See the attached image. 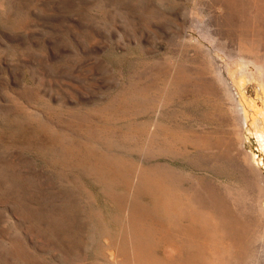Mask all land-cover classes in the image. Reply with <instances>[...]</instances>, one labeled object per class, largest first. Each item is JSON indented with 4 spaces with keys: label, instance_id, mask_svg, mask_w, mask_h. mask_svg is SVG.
<instances>
[{
    "label": "rangeland",
    "instance_id": "obj_1",
    "mask_svg": "<svg viewBox=\"0 0 264 264\" xmlns=\"http://www.w3.org/2000/svg\"><path fill=\"white\" fill-rule=\"evenodd\" d=\"M222 4L0 0V264L124 259L130 210L152 215L154 200L135 192L121 159L132 168L169 165L179 179L168 185L183 192L212 185L218 199L211 206L217 211L224 197L234 216L253 224L254 236L248 256L234 251L227 260L216 255V263L264 264V67L238 51L243 37L264 39V14ZM211 59L226 82L221 102L189 92L160 105L152 88L165 75L211 69ZM230 96L240 113L225 109ZM167 126L240 134L258 170L253 186L208 154L159 150L151 140ZM174 249L162 242L153 252L164 259L177 256Z\"/></svg>",
    "mask_w": 264,
    "mask_h": 264
},
{
    "label": "bare ground",
    "instance_id": "obj_2",
    "mask_svg": "<svg viewBox=\"0 0 264 264\" xmlns=\"http://www.w3.org/2000/svg\"><path fill=\"white\" fill-rule=\"evenodd\" d=\"M221 1L223 3L222 5H224L228 9L238 10L239 5H240V9H245V8L247 9V7L249 8L253 6L258 11L257 14L258 13L264 14V2H260L258 0H221ZM243 20H245V18ZM246 35L248 36V34ZM238 45H239L238 51H240V53L250 56L253 59V62L258 67H264V39L257 40L255 36L251 38L243 37L240 39V43ZM207 54L209 55V58H211L208 51ZM211 65H212L211 69H209L207 66H203L198 72H191L181 69L177 71L174 70L169 75H165V78L164 77L162 78L163 86L159 84L158 86H154L152 88L153 89L152 91L155 92V98L157 97V99L160 102V105H163L167 100H169V98L181 96L184 93L190 92L194 95H202L203 93H210L215 98H217L216 100H219L221 102L222 100L220 97L221 94L220 84H226L225 78L222 74V71H220V69L214 65L212 59H211ZM162 76H164V74ZM148 91L150 90L147 89L140 92V97L143 99V101L148 100L150 94ZM230 99L232 101V106L231 107L227 106L225 109H228L230 112L240 113L241 109L236 104L234 97L230 96ZM223 113L222 115L226 118L228 116L227 113L226 112ZM138 126L140 125L137 124V128ZM144 128H146V126ZM150 128L152 127H149L148 129ZM162 131L159 134L156 132L155 133L156 139L154 137L151 140V141L156 140L157 148L159 150L174 153L179 150L183 151L182 148L185 151L191 148L192 150H194L199 154L201 153L208 154V157H210L216 163L220 160L226 161L228 165L232 168V170H234L237 173L239 172L240 175L248 181L250 186H253L254 181L258 175V170L251 162L250 153L247 152L246 149L243 147V143H242L243 139L240 137V134H237V136L235 137L232 136L234 133L232 135L228 133L201 135L198 133L184 132L182 130L180 131L175 128H171L169 126L165 127ZM111 141L113 140L111 139ZM119 143L121 144V142ZM152 147L156 148L155 146ZM126 159L128 160V158ZM117 161L118 160L116 159L115 162ZM125 162H123L121 159L118 162V166L123 167L126 177L130 176L136 179V184L134 188L137 194H141V195L146 194L152 197V199L154 200V209L153 207L151 208L153 209L152 215L147 214L145 211H143L145 208L143 210L139 208H134L133 210H130L127 221L128 222V226H127L128 237L126 238L127 246H125L123 250L125 252L123 253L125 254L124 259H122L120 262L116 261L114 263L116 264L117 263L118 264H217L216 255L223 260H227L231 258L234 251L247 254V256L248 254H250L251 246L252 243L254 242V236L252 232L253 224H251V222L249 221H243L239 219L237 216H234L230 210L228 201L224 197L220 198L218 202V210L216 211L215 208L211 206L213 203L212 199L213 200L215 198L216 200L218 199L216 195V191L212 185L203 184L201 187L195 188L188 192H183L180 190L179 188L180 186L179 187L177 186L179 188L178 189L168 185L169 183H167L166 179L172 178L174 181L179 179L178 176L179 174L177 175L176 172H174L171 168H169L168 167L169 165L162 167L155 166L153 168H148L145 166L138 165L137 167L134 168L133 166L132 168L130 165H126ZM205 197H209L208 198L209 202L208 199L207 200L205 199ZM262 216L264 217V212ZM162 242L171 244L175 248L174 250H176L177 256L172 254L175 257L168 256L167 258L164 259L156 257L154 255L153 249L156 245Z\"/></svg>",
    "mask_w": 264,
    "mask_h": 264
}]
</instances>
